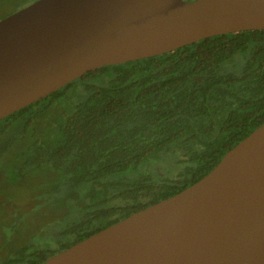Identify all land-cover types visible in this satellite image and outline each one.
Listing matches in <instances>:
<instances>
[{"label": "water", "instance_id": "obj_1", "mask_svg": "<svg viewBox=\"0 0 264 264\" xmlns=\"http://www.w3.org/2000/svg\"><path fill=\"white\" fill-rule=\"evenodd\" d=\"M264 30V0H37L0 20V119L87 72ZM41 264H264V123L204 177Z\"/></svg>", "mask_w": 264, "mask_h": 264}, {"label": "trees", "instance_id": "obj_2", "mask_svg": "<svg viewBox=\"0 0 264 264\" xmlns=\"http://www.w3.org/2000/svg\"><path fill=\"white\" fill-rule=\"evenodd\" d=\"M77 81L85 83L88 98L76 106L57 141L36 144L29 159L57 165L71 186L91 182L103 186L100 190L115 191L92 217L71 229L72 242L46 253L26 254L24 264H41L177 194L208 174L262 125L264 30L218 35L163 55L94 69L0 119V134L13 123L39 117L54 97ZM175 151L184 158L175 178L155 180L141 171L160 154ZM95 220L97 225H91Z\"/></svg>", "mask_w": 264, "mask_h": 264}, {"label": "rangeland", "instance_id": "obj_3", "mask_svg": "<svg viewBox=\"0 0 264 264\" xmlns=\"http://www.w3.org/2000/svg\"><path fill=\"white\" fill-rule=\"evenodd\" d=\"M35 1L0 0V20ZM84 84L73 83L54 97L39 117L13 123L0 134V264H24L26 254L35 250L46 253L72 242L71 229L83 218L92 217L115 191L100 190L103 186L95 187L91 182L71 186L57 165L29 159L36 153V144L57 141L76 106L89 96ZM183 159L179 151L165 152L141 171L155 180L175 178ZM91 225L96 226L97 220Z\"/></svg>", "mask_w": 264, "mask_h": 264}]
</instances>
